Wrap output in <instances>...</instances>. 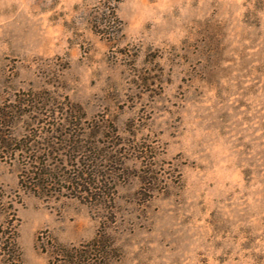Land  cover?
I'll return each mask as SVG.
<instances>
[{
  "label": "rangeland",
  "instance_id": "rangeland-1",
  "mask_svg": "<svg viewBox=\"0 0 264 264\" xmlns=\"http://www.w3.org/2000/svg\"><path fill=\"white\" fill-rule=\"evenodd\" d=\"M28 93L98 131L103 191H26L0 146V264L102 233L112 264H264V0H0V107Z\"/></svg>",
  "mask_w": 264,
  "mask_h": 264
},
{
  "label": "trees",
  "instance_id": "trees-1",
  "mask_svg": "<svg viewBox=\"0 0 264 264\" xmlns=\"http://www.w3.org/2000/svg\"><path fill=\"white\" fill-rule=\"evenodd\" d=\"M112 11L115 16L114 8ZM35 97L28 93L18 102L0 107V146L12 150V159L25 162L20 186L38 196L101 191L103 175L98 158L100 151L107 149H100L98 131L82 125L83 117L76 107L59 110L46 104L43 97ZM44 116L54 122L41 121ZM22 122H27L26 134L19 130ZM42 246L50 253L49 264H112L117 255L107 233L90 240L86 249L68 246L56 238ZM1 251L4 257L17 256L21 262L15 235Z\"/></svg>",
  "mask_w": 264,
  "mask_h": 264
}]
</instances>
